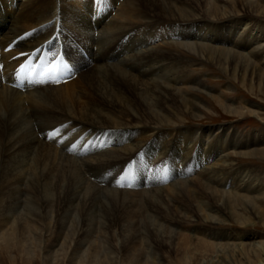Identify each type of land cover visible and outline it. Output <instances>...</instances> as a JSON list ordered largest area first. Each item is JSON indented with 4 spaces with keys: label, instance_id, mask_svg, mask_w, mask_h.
I'll return each mask as SVG.
<instances>
[{
    "label": "bare ground",
    "instance_id": "6f19581e",
    "mask_svg": "<svg viewBox=\"0 0 264 264\" xmlns=\"http://www.w3.org/2000/svg\"><path fill=\"white\" fill-rule=\"evenodd\" d=\"M262 5L0 0V244L14 242L34 263L166 264L161 249L197 239L202 250L181 264L215 251L217 264H227L219 241L245 235L209 228L227 209L251 210L264 222V179L225 151L230 145L240 159L264 155V130L250 138L223 127L211 146L213 128L177 127L174 134L163 127L184 123L185 113L200 118V92L238 116H259L255 103L228 105L192 67L216 62L234 78L241 72L251 84L263 82L264 28L248 16H264ZM30 57L43 58L37 77L19 74ZM199 135L205 145L195 152ZM156 155L173 156L171 174L142 189L148 169L140 161ZM126 177L132 187L118 185ZM142 238L153 250L148 258ZM246 238L256 243L253 264H264V242Z\"/></svg>",
    "mask_w": 264,
    "mask_h": 264
},
{
    "label": "rangeland",
    "instance_id": "374dc122",
    "mask_svg": "<svg viewBox=\"0 0 264 264\" xmlns=\"http://www.w3.org/2000/svg\"><path fill=\"white\" fill-rule=\"evenodd\" d=\"M262 7L264 9V5H262ZM248 16L253 21H259L262 24V27L264 28V16L259 17V19L257 17L251 16V14ZM224 44H228L227 41H225ZM240 63L242 64V62ZM241 64L238 68L242 67ZM231 66H234V65L232 64ZM192 68L202 73V79L211 89L214 90V92H212L213 94L214 93L217 94L218 92H220L221 94H223L224 97H227L224 101L228 105L232 104L233 107L242 106V108H247L246 102H249V104L255 103L256 105L260 106L257 111L259 116H256L254 114L251 115L249 113L244 116H238L235 113L229 112L227 108L225 109L224 107H221L219 105V102L214 100V98H212L209 92L208 93L200 92V96L202 97L203 101L206 104L205 107H201V112H202L201 117L198 119H194L188 113H185L183 115V118L185 119L184 123L180 122L179 126L177 125V126L163 127V128L169 129V130L167 129V132L177 127H180L182 129L190 128V130H194L195 128L196 129L197 128H213L214 136L209 140L211 143V146H213L215 144V141L218 140V136L222 135V133L218 131H221L219 129L220 128L222 129L223 127L228 128L229 129L228 131L230 133L232 132V129H235L236 132L244 136H250V138H254V136H251L252 134L254 135L256 132H259L260 130H264V81L260 83V81L255 79V81L253 80L254 83L251 84V79H243L241 72L237 74V77L235 75V78H234L231 74V69H228V72H225L222 69V66H220L216 62L207 61L203 65H200V63H198V65H195ZM243 80H245V82H243ZM163 132L161 133L162 135L161 139L164 142L166 140V137L163 135H165L166 133L165 131ZM173 132L174 134L176 133L175 130H173ZM177 137L178 136L175 135V139H180ZM202 138L203 136L199 135L198 139H195L196 140L194 144V147L196 148L195 152L198 149H200L203 144L205 145V141ZM223 138L224 136L222 137V139ZM179 145L181 146V140L178 143V146ZM191 145L192 144H190V146ZM182 146H185V144H183ZM145 149L147 150L148 148L145 146ZM96 150H97L96 146L92 145L91 151L94 152ZM143 151L145 150H141L140 152L142 153ZM225 152L230 154V159L231 160L233 159L234 164L238 166H242V167L252 168L254 174H258L261 177H263L262 179H264V155L250 156L251 158L248 156H244V157L241 156V159H240V157L235 155L230 145H229V149H227ZM161 157L162 156L159 157L156 155V157L154 158L151 157V158H148L147 160L140 161L141 162L140 164L142 165L141 168L148 169V172L142 173V174L140 173L141 178L139 180V183L141 182L140 184H141L142 189L149 188L150 184H152V181L154 179H157V182H158L159 180L163 179L165 176H169L171 174V171H170L168 175H166L168 169H172L171 162H173V159H174L172 158L173 156L172 155L168 157L165 156L166 158L165 157L161 158ZM156 158L157 159L161 158V160H157ZM147 164H149V167L147 166ZM126 178L127 180L126 179L121 180L119 183L117 182V180H115V183L116 184L118 183L119 185L124 182L126 184L124 187H127V188L132 187L133 185L127 184L130 182V180H132V178L131 177H126ZM233 211L234 213L232 214L228 209L225 211L221 210V212H219L218 214V218L223 219V222L221 224H215L213 225V227H210L209 229L213 228L215 231L221 234L232 233L231 238L233 237V235L234 237H237L238 234H244L245 238H241L240 239L241 241L236 240V239L219 241L218 247L220 248V251L222 250L224 252V254H219V255L223 256V261L226 262L227 264H253V258H255L253 249L256 246V243L253 242L254 240L253 241L249 240L246 237L248 235H255L257 236L255 241L263 243L264 242V222L258 217H255L252 214V212H250L251 210H246L242 208V209H239L238 211L236 209H234ZM205 226H207V224ZM200 227H203V226H200ZM203 228L206 230H209L205 227ZM216 241L218 242V240ZM242 242L244 244L241 246ZM186 243L187 245L185 244V246L180 250L168 249V248L161 249V252L164 256L163 261L166 264H181L182 261L185 262L183 258H186V256H198L199 254L198 252H200L203 248L202 242H200L197 239H192L190 241L186 240ZM2 244L3 243L0 244V264H43V261L39 258L34 263L33 260L32 262L29 261L30 259H28L26 254L19 255V251L17 250L18 246H16L14 242L3 244V246ZM141 247L143 248L145 252L144 254L145 257L150 256L149 253H153L151 252L153 250L148 248L150 247V245L146 241H144L143 238L139 245V248ZM239 247L240 249H242L241 247H243L244 252H242L241 250H238ZM32 255L33 253H30L29 256L32 257ZM139 256L142 258L143 254L140 253ZM217 256H218L217 251H215V252H210L204 258L206 260L208 259L216 260L215 264H217V263H220L219 258ZM201 261L202 260L195 261V262L193 261V262L194 264H198L199 262L200 263L203 262ZM61 263L62 262H58V264H61Z\"/></svg>",
    "mask_w": 264,
    "mask_h": 264
},
{
    "label": "snow or ice",
    "instance_id": "6c2138e0",
    "mask_svg": "<svg viewBox=\"0 0 264 264\" xmlns=\"http://www.w3.org/2000/svg\"><path fill=\"white\" fill-rule=\"evenodd\" d=\"M21 55H29L28 53H22ZM40 82H44V81H40ZM59 135V130H55L54 132H51L48 134L49 138H55V136ZM121 187H124L125 185L121 184Z\"/></svg>",
    "mask_w": 264,
    "mask_h": 264
}]
</instances>
